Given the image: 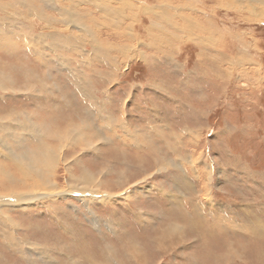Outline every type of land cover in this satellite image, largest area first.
Wrapping results in <instances>:
<instances>
[{
  "label": "rangeland",
  "instance_id": "rangeland-1",
  "mask_svg": "<svg viewBox=\"0 0 264 264\" xmlns=\"http://www.w3.org/2000/svg\"><path fill=\"white\" fill-rule=\"evenodd\" d=\"M24 1L0 0V148L7 142L14 152L0 149V173L18 178L14 187L21 190L25 166L34 164L46 176L56 173L64 188L72 181L67 172L78 176L83 164L106 181L101 192L118 196L88 202L98 226L78 197L39 201L26 210L1 207L0 264H27L9 245L7 217L16 223L19 248L30 251L36 241L50 253L33 255L30 264H107L101 237L118 252L114 264H264V5L130 0L142 9L137 36L118 40L97 0ZM146 2L151 13L143 12ZM10 23L18 33L7 32ZM148 113L154 124L165 114L172 131L156 136L158 130L141 120ZM114 118L120 122L111 128ZM87 121L97 130L82 136ZM69 130L77 132L74 142L64 140ZM121 171L133 187L114 183ZM172 224L185 230L183 241L159 246L166 236L161 228ZM134 242L141 258L132 262L125 255Z\"/></svg>",
  "mask_w": 264,
  "mask_h": 264
},
{
  "label": "bare ground",
  "instance_id": "bare-ground-1",
  "mask_svg": "<svg viewBox=\"0 0 264 264\" xmlns=\"http://www.w3.org/2000/svg\"><path fill=\"white\" fill-rule=\"evenodd\" d=\"M31 1V0H30ZM29 0H25L24 3H27L29 4L30 3ZM114 1H117V2H120L122 5L119 7V8H114L112 7L111 5L103 2L101 3L100 0H97V4L98 6H101L102 7V10H104L103 12V18L106 22L108 21H113V22H108V24L110 26L114 25V31L112 32V36L118 38V40L120 39H123L125 37H129L131 39L135 38L137 36V33H136V30H137V27H136V23L138 24V20L140 18V13H137L138 11L142 10L141 9V6L137 5L136 2H132L130 0H114ZM137 1V0H136ZM252 2H255L257 3L258 5H264V0H250ZM83 2V0H82ZM139 2V1H138ZM171 3L170 0H162L161 3ZM237 2V1H236ZM139 4V3H138ZM3 5L0 6V8L2 7ZM8 7V5H7ZM11 7H13L11 5ZM10 7V8H11ZM30 7V6H29ZM257 7V6H256ZM262 7V6H261ZM31 8V7H30ZM33 9V8H32ZM101 9V8H99ZM152 4L151 3H148L146 2L145 4V10L143 9V12L145 13H151L152 11ZM2 10V9H1ZM127 10V11H126ZM9 11V10H8ZM85 12V11H84ZM6 13V12H5ZM9 13V12H8ZM33 13V12H32ZM86 13V12H85ZM94 13V12H93ZM34 14V13H33ZM92 14V13H91ZM90 14V15H91ZM132 14V15H131ZM164 15V14H163ZM41 15L37 16L40 18ZM44 16V15H43ZM88 16V15H87ZM42 18V17H41ZM42 20V19H41ZM47 20V19H45ZM131 21L130 24H128L126 27H123L125 24H126V21ZM171 20V19H170ZM168 22V21H167ZM114 23V24H113ZM173 23V22H172ZM124 24V25H123ZM0 25H3L0 23ZM156 25V24H155ZM7 29V32L11 33V34H16L18 33V30L14 28V26L10 23V25H7L6 27ZM84 29V28H83ZM0 30H4V29H1ZM17 30V31H16ZM86 30V29H85ZM93 31V29H92ZM92 31L88 30V31H82L81 34L83 35H90L92 33ZM6 32V33H7ZM94 32V31H93ZM5 35V34H4ZM139 35V34H138ZM3 36V35H2ZM159 36V35H158ZM40 35L37 36V38H39ZM83 37V36H82ZM40 39V38H39ZM26 40V39H25ZM27 41V40H26ZM29 42V41H28ZM4 47V46H3ZM138 53V52H137ZM243 59V58H241ZM111 61V60H110ZM106 62V61H105ZM236 62V61H235ZM242 62V61H241ZM113 63V62H112ZM239 64V63H238ZM244 64V63H243ZM242 66V65H241ZM115 67V66H114ZM246 69V68H245ZM4 79V78H3ZM7 79V78H6ZM5 79V80H6ZM3 82V81H2ZM1 84V83H0ZM87 84V83H86ZM4 86V84H3ZM2 87V86H1ZM9 87V86H8ZM7 87V88H8ZM45 88V87H44ZM90 108V107H89ZM45 111V110H44ZM14 112V111H12ZM89 112V111H88ZM16 113V112H15ZM22 116V115H21ZM93 117V116H92ZM4 118V117H3ZM1 118V119H3ZM9 119V118H8ZM25 119V118H24ZM52 120V118H50ZM49 119V120H50ZM7 120V119H6ZM9 121V120H8ZM111 124H110V127L112 128L115 124H117L118 122H120V120H118L117 118H114L113 121H111ZM83 123V122H82ZM5 124V123H4ZM24 124V123H23ZM70 124V123H69ZM7 125V124H6ZM20 125V124H19ZM26 125V124H25ZM122 125V123H121ZM2 126V125H1ZM12 126V125H11ZM14 126V125H13ZM12 126V127H13ZM97 125L93 124L91 121H87L86 123L83 124V127L81 129V133H82V136H83V130L84 131H87L89 133V136L93 133H91V129H96ZM116 126H119V125H116ZM10 127V126H9ZM26 127V126H25ZM104 127H106V124H104ZM110 127H107L108 129ZM115 127V126H114ZM22 128H24V126H22ZM29 128V127H28ZM1 129V128H0ZM4 129V128H3ZM8 129V128H7ZM6 129V130H7ZM71 129V128H70ZM79 129V128H77ZM10 130V129H9ZM11 130H13L11 128ZM34 130V129H33ZM97 130V129H96ZM101 130V129H100ZM98 129V131H100ZM106 130V128H105ZM28 131V130H27ZM36 131V130H34ZM38 132V131H36ZM36 132H34L33 134H36ZM48 132V131H46ZM74 130H69L68 133H67V136L64 137V140L67 141L69 140L70 142H74L71 137H74V138H79L78 135H77V132L76 134H74ZM105 132V131H103ZM49 133V132H48ZM63 133V132H62ZM91 133V134H90ZM32 134V133H31ZM61 134V133H60ZM86 134V133H84ZM27 135V134H26ZM46 135V134H45ZM51 135V134H50ZM64 135V134H63ZM16 136V135H15ZM53 137H55L54 135H52ZM97 139L99 140L101 137V139L103 140H106L105 137H102V133H97ZM18 137V136H17ZM25 137V136H24ZM38 143H41L42 142V139L41 137L39 136V133H38ZM49 137V136H48ZM52 137V138H53ZM85 137V136H84ZM28 138V137H27ZM51 138V137H50ZM49 138V139H50ZM56 138V137H55ZM57 139V138H56ZM16 140V139H15ZM19 140V138H18ZM60 140V139H59ZM85 140H88V147H94L93 146V143H90V140L89 139H85ZM27 141V140H26ZM107 141L110 143V140L107 138ZM76 142V141H75ZM51 143V142H50ZM49 143V144H50ZM124 143V142H123ZM24 144V143H23ZM44 144V143H43ZM52 144V143H51ZM61 144V143H60ZM59 144V145H60ZM81 144V143H80ZM7 145V142H4V145H2V149L5 150L6 152H8V154H12L14 153L13 151L10 150L9 147L6 146ZM53 145V144H52ZM63 145V144H62ZM65 145V144H64ZM43 146V145H42ZM46 146V145H44ZM61 146V145H60ZM0 148V149H1ZM24 148V147H23ZM41 148V147H40ZM39 148V149H40ZM47 148V147H46ZM61 148V147H60ZM59 148V149H60ZM63 148V147H62ZM14 149V148H13ZM26 149V148H25ZM53 149H56L54 148L53 146ZM27 150V149H26ZM46 149H44L45 151ZM48 150V149H47ZM61 150V149H60ZM94 150V148H93ZM92 150V151H93ZM16 151V150H15ZM35 151V150H34ZM34 151L32 152V155L34 153ZM41 151V150H40ZM43 151V150H42ZM53 151V150H52ZM4 152V155L7 153ZM22 152V151H21ZM25 152V151H24ZM29 152V151H28ZM37 152V151H36ZM35 152V153H36ZM46 152V151H45ZM54 152V151H53ZM2 153V151H1ZM0 153V155H1ZM19 153V152H18ZM23 153V152H22ZM51 153V152H50ZM37 154V153H36ZM41 154V153H40ZM56 154V153H55ZM55 154L54 157H55ZM16 155V153H15ZM26 156H28L26 154ZM37 156V155H36ZM64 156V155H63ZM14 157V156H12ZM48 157V161L49 159L51 158V155L50 156H47ZM149 157V156H148ZM151 157V155H150ZM153 157V156H152ZM33 158V157H32ZM10 159V158H9ZM15 159V158H14ZM20 159V158H19ZM27 159V158H26ZM39 159V158H38ZM42 159V158H41ZM52 159V158H51ZM50 159V160H51ZM158 160V158H156ZM163 159V158H162ZM18 160V159H17ZM31 160V159H30ZM68 160V159H66ZM79 160V159H78ZM139 161L142 160V159H138ZM155 160V161H157ZM161 160V159H159ZM158 160V164L160 163ZM16 161V160H15ZM41 161V160H40ZM44 161V160H43ZM55 161V162H54ZM53 162V166L54 165H58L57 162L59 160H54ZM62 161V160H61ZM72 161V160H71ZM164 161V160H163ZM166 161V160H165ZM26 162V161H25ZM38 162V161H36ZM60 162V161H59ZM80 162V160H79ZM167 162V161H166ZM28 162H26L27 164ZM78 163V162H77ZM171 163V162H170ZM17 164V163H15ZM37 164V163H36ZM41 164V163H40ZM139 164V163H138ZM141 164V163H140ZM31 164L27 165L29 167L26 168L25 166V169H27V171L29 173H27V176L28 178H25L24 177V180H19L18 181V184L20 185L21 187V190H18V186L15 188L14 186L17 184L15 182V179H18V178H15L13 177L12 174H9L7 172L5 173H0V197H2V200L0 201V210H1V207L4 206V208L8 209L9 212L10 211H13V206H16V208H21V209H28V208H31V205H35L36 203H38L39 201H46V200H50V201H53L54 200H61V199H65L67 196H71L72 197H78L76 199H78V201H83V204H81L83 207H86L87 210L90 212V214L93 216V219H92V222L98 226V219L95 217V214L93 213V211L91 210V208L89 207V201H102V202H109L110 200H112L115 196H118V194H115L114 192L112 191H103L101 192L100 190V186L102 185H105L104 183H106V181H104L101 177L99 179H97V177L94 175V173L92 171L89 170L88 167H85L83 166V164H80V172H79V175L75 176L73 174V170L70 172H67V174L70 176V180H72L71 182H66L67 186H63L64 188H62V186L60 184H58V182L56 181L55 177H56V173H53L51 176L50 174H48V176H46L45 172L43 171H39L38 167L40 166H36L37 170L34 168L35 165L33 164L32 166H30ZM42 165V164H41ZM44 165V164H43ZM42 165V166H43ZM161 165V164H159ZM41 166V167H42ZM52 166V164H51ZM138 166H141V165H138ZM162 167V166H161ZM21 168V167H20ZM130 168V167H129ZM163 168V167H162ZM178 168V167H177ZM23 172V168H21ZM43 169V168H42ZM48 169V168H47ZM57 169V168H56ZM55 170V169H54ZM130 171V170H129ZM47 172L50 173L49 170H47ZM124 173L125 171H121L118 173V175L120 176L119 179L115 180L114 183H116L118 186L122 187L124 186V188H131L133 187L135 184H133V182L131 181L130 179V182L129 181H126L128 178L127 176H124L123 174L121 173ZM146 172V171H145ZM26 173V172H25ZM129 173V172H128ZM97 175V174H96ZM100 175H103L100 174ZM130 175V174H129ZM146 175V174H145ZM148 175V174H147ZM146 175V176H147ZM118 176V177H119ZM123 176V177H122ZM130 178V177H129ZM23 179V178H22ZM58 180V178H57ZM109 180V179H108ZM123 180V181H122ZM182 180H183V184L186 185L187 188H190V183L187 181V178H185V176L182 175ZM17 181V180H16ZM112 182V181H111ZM180 183V180L178 181ZM60 183V181H59ZM124 183V185H123ZM126 183V184H125ZM117 186V187H118ZM114 187V186H113ZM103 188V187H102ZM107 188V187H106ZM110 189V187H109ZM122 189V188H121ZM120 190V189H119ZM125 192V191H123ZM123 196V195H122ZM14 197H18V202H16L15 204L14 203H8V201H10V199H13ZM134 197V196H133ZM5 198V199H4ZM87 198H89L87 200ZM57 200V201H58ZM111 202V201H110ZM185 202V201H184ZM81 203V202H80ZM176 203V202H175ZM54 204V203H53ZM56 204V203H55ZM25 206V207H24ZM57 206V205H56ZM47 208V207H46ZM80 208V207H79ZM178 209H183V205L182 204H179L178 203V206H177ZM25 209V210H26ZM48 209V208H47ZM51 210H56V207L54 209H51ZM184 210V209H183ZM50 211V210H49ZM187 212V211H185ZM51 213V212H50ZM55 213V212H54ZM53 213V214H54ZM198 213V212H197ZM56 215V214H55ZM3 216V215H2ZM5 216V215H4ZM55 217V216H54ZM53 217V218H54ZM198 219H200L202 221V216L197 214ZM204 217V216H203ZM221 217V216H220ZM224 217V216H223ZM4 218V217H3ZM6 219V218H5ZM221 219V218H220ZM57 220V219H56ZM180 220V219H178ZM218 220V219H217ZM6 222H8L7 224L10 226H8L7 228L9 229V236L7 237V239L10 241L9 245L11 246H14L16 248V252L18 253H22L23 255V258L25 260V262H27V264L29 263V261H31L32 259H34L35 257H33V255L35 256H38V257H44V256H47L49 257L50 253H46L42 247V245L38 244L36 241L33 242L32 244V247L34 246V248L30 251H32L34 254H32L29 249L27 248V246H23L22 248H19V242H20V238L16 237L17 234H15L14 232V228H16V223L15 221L11 220L10 218L7 217V219L5 220ZM142 223V220L140 221ZM175 222V221H173ZM183 222V221H182ZM221 222V221H220ZM91 223V222H90ZM99 223H101L99 221ZM107 223V222H106ZM178 223V222H177ZM222 223V222H221ZM80 224V223H79ZM202 224V223H201ZM117 225V223H116ZM169 225V224H168ZM260 225V224H259ZM211 226V225H210ZM203 227V226H202ZM5 228V226H4ZM21 228V227H20ZM19 228V229H20ZM69 228V227H68ZM107 228L109 229L110 226H107ZM17 229V228H16ZM48 230V229H47ZM161 232H163L166 236H165V239L161 238L160 236V241L158 242L159 246H165L166 244H169V245H173V242L174 240H182L183 241V237H184V229L179 226L178 224H175V225H170V226H165L164 229L161 228ZM18 232V231H17ZM72 232H73V228H72ZM8 233H5V234H8ZM70 233V232H69ZM82 233V232H81ZM160 235V234H159ZM7 236V235H6ZM69 236V235H68ZM4 237V236H3ZM71 238V237H70ZM84 238V237H83ZM102 238V241H103V245L105 248L102 249V254L104 255V258H105V262H108L107 264H114L116 261H120V259H118L116 257V255L118 254V252H116V250L113 249V246H110V245H107L106 244V240H103V237ZM169 239V240H168ZM86 241V240H85ZM155 242V241H154ZM73 243H74V240H73ZM176 243V242H175ZM174 243V244H175ZM122 244V243H121ZM125 244V243H124ZM153 245V244H152ZM177 245V244H176ZM87 246V245H86ZM157 246V247H159ZM30 247V246H29ZM85 247V246H84ZM98 247V246H97ZM130 247L132 248V250L128 251V253L125 255L128 260L132 261V259L134 261H138L136 259L137 256H139V252H138V249H139V246L137 245V243H132L130 245ZM151 247V246H150ZM149 247V248H150ZM75 248H79V246H75ZM115 248V247H114ZM134 249V250H133ZM158 249V248H157ZM156 249V250H157ZM162 249V248H161ZM165 249V248H164ZM126 249L124 248V251ZM167 250V249H165ZM37 251V252H35ZM42 251V252H41ZM160 251V250H159ZM148 252V250H147ZM168 252V251H167ZM233 252V251H232ZM137 253V254H135ZM151 254V253H150ZM88 256V255H87ZM155 256V254H154ZM153 256V257H154ZM51 257V256H50ZM120 257V256H119ZM150 257V255H149ZM139 258H141L139 256ZM53 259V258H52ZM122 259V258H121ZM147 259V258H146ZM145 259V260H146ZM150 259V258H149ZM50 260V259H48ZM148 260V259H147ZM150 261V260H149ZM43 262H46L45 259ZM133 262V261H132ZM141 262V261H140ZM146 262V261H145ZM34 263V262H33ZM72 264H77V262H74L72 260L71 262ZM93 264H102V263H98V262H92ZM138 263V262H137ZM30 264V263H29ZM45 264H56V261H52V262H48V263H45ZM105 264V263H104Z\"/></svg>",
  "mask_w": 264,
  "mask_h": 264
},
{
  "label": "crops",
  "instance_id": "crops-1",
  "mask_svg": "<svg viewBox=\"0 0 264 264\" xmlns=\"http://www.w3.org/2000/svg\"><path fill=\"white\" fill-rule=\"evenodd\" d=\"M112 88V87H111ZM144 109V108H143ZM152 109V108H151ZM150 108H149V110H151ZM151 115H152V113H148V114H146V116H145V119L144 118H141V120H144V121H146V122H148V123H145L146 125H149L151 128H154V129H157L158 130V132L156 131L155 132V134H156V136H160V134H163L162 132L164 131V133H165V130H171L172 131V128H173V125L172 124H170L169 122H168V120H169V118L168 117H166L165 116V114H163V113H161V118L163 119V121H159V122H157V124H154V122H150V118H151ZM109 119H111V117L109 118ZM139 120H140V118H139ZM168 124H167V123ZM125 124H126V122H124ZM154 124V125H153ZM127 125V124H126ZM162 131V132H161ZM154 197H160L161 198V196H159V195H157L156 193H154ZM158 197H157V199H158ZM161 200V199H160ZM196 207H198V210H202V207L200 206H196ZM217 209H220V208H217ZM212 212L216 215V214H218V213H216V210L214 211V210H212ZM220 214H221V212H220ZM222 215V214H221ZM223 216V215H222ZM227 215H225L224 217H226ZM102 219V218H101ZM58 225V227L59 228H62V227H64V224H62V223H59V224H57ZM105 228V227H104ZM94 229V228H93ZM105 231L106 232H110V231H108V230H106V228H105ZM68 232V231H67ZM97 232V231H96ZM105 232V233H106ZM98 233V232H97ZM107 234V233H106ZM99 235V234H98Z\"/></svg>",
  "mask_w": 264,
  "mask_h": 264
}]
</instances>
